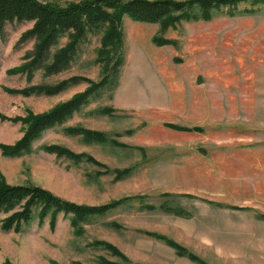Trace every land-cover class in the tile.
<instances>
[{
  "label": "rangeland",
  "instance_id": "1",
  "mask_svg": "<svg viewBox=\"0 0 264 264\" xmlns=\"http://www.w3.org/2000/svg\"><path fill=\"white\" fill-rule=\"evenodd\" d=\"M32 25L9 23L0 38L3 144H15L36 115L85 91L105 70L97 56L101 34H93L61 73H22L35 43L22 35ZM122 26L125 63L116 87L45 131L31 153L9 157L0 150V175L79 204L141 197L92 218L81 233L62 212L55 229L36 215L21 232L0 224V264L122 261L96 241L111 242L133 262L198 264L148 232L176 240L209 264H264V6L169 26L124 17ZM157 36L165 43L157 44ZM67 42L62 38L54 51ZM73 76L88 81L36 92ZM47 145L77 157L50 153ZM129 167L130 175L118 174ZM165 204L183 214L163 210Z\"/></svg>",
  "mask_w": 264,
  "mask_h": 264
},
{
  "label": "trees",
  "instance_id": "2",
  "mask_svg": "<svg viewBox=\"0 0 264 264\" xmlns=\"http://www.w3.org/2000/svg\"><path fill=\"white\" fill-rule=\"evenodd\" d=\"M245 8L241 9V5ZM250 5L251 7H247ZM264 0H82L58 4L40 0H0V38L6 36V26L13 22H33L32 27L22 35V41L34 40L31 57L20 70L33 77L37 71L58 74L69 68L80 54L83 44L93 34H101L97 50L98 60L104 62V74L97 82H92L85 91L75 95L49 112L36 115L24 136L15 144L0 143L1 152L9 157H20L31 153L33 144L42 134L60 126L90 104L106 88L116 87L121 69L125 63L123 18L130 17L137 21L162 22L164 26L173 25L181 20L210 19L214 14L254 13ZM68 38L65 46L54 49L62 38ZM161 36L154 41L162 45ZM88 79L73 76L62 80L55 87L38 88L40 94L57 93ZM186 129V128H184ZM198 130V127L189 130ZM73 130V129H72ZM46 151L58 156L77 157L72 151L57 145H47ZM132 167L118 171L122 177L130 175ZM141 195H129L101 205L75 203L54 194L38 185L9 184L0 175V218L1 229L6 232H21L34 220L39 223L47 219L51 229H55L58 216L62 212L71 215V225L76 233L83 231V224L97 216H104L124 204L140 198ZM147 208H153L146 205ZM173 206L165 204L163 210L178 215ZM181 212V213H180ZM262 220L264 216L261 217ZM157 240L172 247L179 256L187 257L198 264H209L204 258L181 243L164 234L148 232ZM94 246H101L113 257L122 261L99 257L102 264H144L131 261L117 246L107 241H96Z\"/></svg>",
  "mask_w": 264,
  "mask_h": 264
}]
</instances>
